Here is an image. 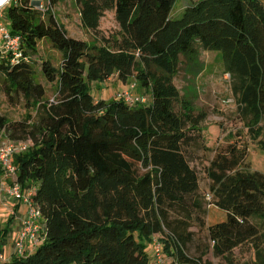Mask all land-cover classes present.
Listing matches in <instances>:
<instances>
[{"label": "trees", "instance_id": "trees-1", "mask_svg": "<svg viewBox=\"0 0 264 264\" xmlns=\"http://www.w3.org/2000/svg\"><path fill=\"white\" fill-rule=\"evenodd\" d=\"M34 1L45 0H12L5 11L29 58L0 47V81L27 113H0V132L32 142L14 163L17 180L35 185L42 242L0 264H214L210 251L231 260L246 243L255 258L244 264H264V173L245 164L249 145L240 136L210 161L207 200L192 157L208 113L176 83L182 75L194 84L206 67L202 51L220 50L243 123L238 134L264 150V0H189L178 18L176 0H75L90 30L115 13L117 35L92 42L69 34L53 9L59 0H46L45 11ZM45 38L62 54L59 65L42 60V75L57 84L53 97L31 60ZM113 75L134 78L152 100L96 99L91 83ZM209 204L227 219L208 224L210 244L192 253V226H205ZM13 219L0 224V252ZM144 238L157 239L172 260L152 261Z\"/></svg>", "mask_w": 264, "mask_h": 264}, {"label": "rangeland", "instance_id": "rangeland-1", "mask_svg": "<svg viewBox=\"0 0 264 264\" xmlns=\"http://www.w3.org/2000/svg\"><path fill=\"white\" fill-rule=\"evenodd\" d=\"M46 4V0L44 1ZM43 2V3H44ZM189 0H176L172 16L178 18L182 15L184 8ZM46 6V5H45ZM8 4H4L2 11L5 12ZM54 11L58 19L65 24L70 35L87 40L94 41L96 37L116 36L120 30V26L115 18L113 10L106 11L101 18L100 26L97 31L87 29L82 24L80 18L79 6L75 0H59L54 6ZM4 51L6 50L3 47ZM202 58L205 60V70L198 76L194 84L184 79L182 75L176 78V83L183 94L192 96L193 102L197 110L203 109L207 111V118L202 122L203 136L201 146L196 150L192 157V165L197 169L200 178V192L206 194L207 200L211 199L209 193L210 179L207 174V167L216 152L222 149L230 142L240 138V141L248 142L249 152L245 160L246 165H250L252 169L259 170L264 173V150L259 148L256 143L251 141L247 135H239L238 131H243V123L237 112V106L234 101L231 88L230 78H227L222 68V52L220 50H203ZM49 59L53 64L59 65L62 60L61 52L56 49L50 40L42 39L38 44L36 54H31L32 65L37 72V79L40 80L47 88V96L53 97L56 93V83L48 82L41 72L42 60ZM132 81L123 82L118 79L117 75H113L107 80L92 82L91 91L96 99L104 98L106 100L120 98V94L126 89ZM139 89V91H138ZM137 93L148 95L149 101L152 100V93L148 89L139 88ZM0 113L7 115L10 119H22L26 116L27 110L23 99L10 100L0 81ZM1 133V132H0ZM8 137V136H6ZM12 180V179H11ZM13 198L5 193L0 194V224L6 225L7 220L14 215ZM22 209H27V205L22 203ZM21 209V210H22ZM20 210V213H21ZM20 215V214H18ZM227 219V212L214 204L208 205L206 215V223L204 227L197 224L192 226L195 231L194 243L191 246L192 253H200L206 249L210 241L208 239V224H214ZM16 218L13 219L15 222ZM11 236L4 238L7 244L5 247L12 248ZM140 240V237H138ZM10 240V241H9ZM145 244V251L150 255L151 260L155 262L154 251L156 247L155 241L147 238L142 239ZM6 253V252H5ZM165 261L170 262L172 257L164 253ZM206 258L211 259L214 264H244L251 263L255 258V252L250 243H246L233 251V257L228 260L224 257L215 256L212 251L208 253ZM77 264V263H72Z\"/></svg>", "mask_w": 264, "mask_h": 264}, {"label": "built area", "instance_id": "built-area-1", "mask_svg": "<svg viewBox=\"0 0 264 264\" xmlns=\"http://www.w3.org/2000/svg\"><path fill=\"white\" fill-rule=\"evenodd\" d=\"M11 2L12 0H6L0 5V47L2 49L5 47V52H9L13 59H19L25 56L21 46V37L11 32L6 14L2 11L3 5L6 3L9 5ZM34 3L38 9L45 11V4L42 1H34ZM225 75L230 78V73ZM137 85L136 81L131 82L120 94V97L131 104L149 103L148 95L135 92ZM6 136L4 131L0 133V166L4 175L11 177L12 183L7 185L6 182H0V194L5 193L15 201H20L28 206L25 214L20 219L21 225L18 233L13 238L11 255L13 256L24 254L27 245L36 248L42 242L44 217L41 209L33 199L35 185L31 183L24 187L17 180V166L14 163V156L27 150L32 142L31 140H12ZM155 242L154 256L157 262L162 263L165 260L162 245L157 239ZM0 260H8L5 249L0 252Z\"/></svg>", "mask_w": 264, "mask_h": 264}, {"label": "crops", "instance_id": "crops-1", "mask_svg": "<svg viewBox=\"0 0 264 264\" xmlns=\"http://www.w3.org/2000/svg\"><path fill=\"white\" fill-rule=\"evenodd\" d=\"M138 91H139V89H138ZM0 182H6L7 185H9L10 182H11V177H8V176H5L4 174H1ZM15 204L18 205V208H14L13 209L14 210V218H16V220H15V222L12 221L11 224L9 225V232H8V235H7V236H11L12 239L18 233V230H19L20 225H21L20 219H21L22 215H24L26 210H27V209L26 210L22 209L23 205H21L22 203L20 201L14 202V205ZM20 210H21V213H20ZM18 214H20V215H18ZM12 239H11V241H12ZM34 249H35L34 247H31V246L27 245L26 252H33ZM12 250L13 249L11 247H9V248L5 247V252H6V255H7L8 259L11 258Z\"/></svg>", "mask_w": 264, "mask_h": 264}, {"label": "clouds", "instance_id": "clouds-1", "mask_svg": "<svg viewBox=\"0 0 264 264\" xmlns=\"http://www.w3.org/2000/svg\"><path fill=\"white\" fill-rule=\"evenodd\" d=\"M5 2V0H0V4H3Z\"/></svg>", "mask_w": 264, "mask_h": 264}, {"label": "bare ground", "instance_id": "bare-ground-1", "mask_svg": "<svg viewBox=\"0 0 264 264\" xmlns=\"http://www.w3.org/2000/svg\"><path fill=\"white\" fill-rule=\"evenodd\" d=\"M6 1V0H5ZM1 5V4H0Z\"/></svg>", "mask_w": 264, "mask_h": 264}]
</instances>
